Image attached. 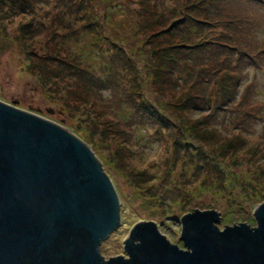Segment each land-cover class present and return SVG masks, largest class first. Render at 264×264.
Masks as SVG:
<instances>
[{"label":"rangeland","instance_id":"rangeland-1","mask_svg":"<svg viewBox=\"0 0 264 264\" xmlns=\"http://www.w3.org/2000/svg\"><path fill=\"white\" fill-rule=\"evenodd\" d=\"M69 1L74 3L73 14ZM139 1L110 0L107 8L102 0H46L42 5L25 0L16 9L0 11V17H8L3 25L0 21V36L8 35L0 46V102L76 134L104 164L121 195L120 226L101 245L106 260L127 259L125 243L142 222L151 221L171 244L184 249L180 238L186 213L217 212L222 230L247 223L256 227L255 212L264 204H248L264 193V66L248 65L245 79L236 84L235 97L224 104L223 87L234 80L223 66L215 75L210 56L219 47L211 40L204 43L210 46L195 50L201 51L197 60L199 72L204 71L201 76L197 71L179 76L164 67L170 81L164 84L159 78L154 85V61L150 54L145 57L152 53L144 43L149 35L137 27ZM254 8L252 36L240 46L257 53L264 47V5ZM97 17L101 32L110 27L111 38L117 33L124 40L130 32L139 40L125 45L127 51L122 53L129 62L120 59L122 53L116 58L118 52L104 33V59L89 55L93 39L82 35L96 27ZM121 26L127 34L118 35ZM95 38L98 42L97 34ZM219 49L223 64L226 51ZM47 53L58 54L59 61L45 57ZM62 60L69 71L64 72ZM103 60L114 63L106 87L96 88L93 83L99 81ZM150 105L158 117L145 110ZM214 157L234 167L239 185L227 184L216 172ZM230 205L238 206L234 222L224 220Z\"/></svg>","mask_w":264,"mask_h":264},{"label":"water","instance_id":"water-1","mask_svg":"<svg viewBox=\"0 0 264 264\" xmlns=\"http://www.w3.org/2000/svg\"><path fill=\"white\" fill-rule=\"evenodd\" d=\"M123 216L118 188L89 146L0 102V264H264V204L256 227L222 230L217 212L186 213L184 249L142 222L125 243L127 259L106 260L101 245Z\"/></svg>","mask_w":264,"mask_h":264},{"label":"trees","instance_id":"trees-1","mask_svg":"<svg viewBox=\"0 0 264 264\" xmlns=\"http://www.w3.org/2000/svg\"><path fill=\"white\" fill-rule=\"evenodd\" d=\"M1 1L0 11L5 13L8 10H12L13 8L16 9L17 3H23L25 0ZM31 1H34L35 5H42L46 2V0ZM102 1L104 2V5H108L110 2V0ZM158 1L159 3L157 4ZM69 4L71 10L70 13H72L75 10L74 3L69 1ZM160 5L162 6L161 12L158 11V7ZM256 5H264V0H140L138 3V15L140 21H137V27L139 28L140 32H147L149 35L148 41H144V43L149 44L151 48L150 51L152 53L145 54V57H149L150 54V57L153 58L154 61V67H152L151 69V74H153L152 77L155 79L154 85H157L156 81L159 80V78H163L162 83L164 84L170 81L169 75L167 74L165 76L163 73L164 67L170 68L175 75L178 74L179 76L185 75V73L194 75L193 73H195V71L199 72L201 69H199L200 65L197 60L201 58V51L198 53L195 50L202 49L205 46H210L209 43H204L213 40L212 46L223 48V50L226 51V53L224 54L225 61L223 62V64L219 63L221 62L219 61V48H216L215 53L210 56V59L215 63V75H219L223 70V67H225L227 69L224 71V73L229 75L234 80L231 84L223 87V89L227 93L222 97L223 103L230 104L231 99L229 97H235L234 92H236V84H238L239 86L241 84V81L245 79L244 72L246 70V67H248V65H253L258 69L264 66V47L257 53H255V49L244 50L241 48L242 44L247 42V40H249V38L252 36V27L254 24L252 17L255 13L254 7ZM115 6H118V3ZM107 8H110L109 5ZM78 10L79 8L76 9V11ZM111 15L114 16L115 11H112ZM57 19H59V22H62V19L60 17H57ZM6 20H8V17H0L2 25L4 24L3 21ZM98 20L99 18L97 17L95 21L97 22L95 23L97 25L96 27H93L94 29L90 30L91 28H89L91 32H87V34L82 35L83 38H87V40H91V38L93 39L91 44L93 49L89 54L90 56L94 55L93 59H95V57L104 59V56H102L104 51L102 46V44L104 43V41H102L103 33L110 39V42L113 43L112 50H117V59H119V56H121V53L123 51H127V47L125 45H127L128 43L134 44L136 42H139L138 39H134L133 37H131L130 32V38H127V35H125L124 40H120L119 38H117V33H114L111 38L109 36L110 27L102 29L103 32H101L100 26L98 25ZM140 28L142 30H140ZM120 30L123 32H118V35H122L124 33L127 34V32L123 30L122 26ZM96 34L99 37L98 42H95ZM1 35L0 46H3L6 43L5 38L8 39V35ZM62 45L65 46V42L62 43ZM162 45H165V47H163ZM260 46H263L262 43L260 44ZM183 54L185 56V59L181 58ZM122 55L123 57L120 59L125 61V63L130 61V59L126 57L124 53H122ZM195 56H197L198 58L194 59ZM213 56L214 59H212ZM45 57L50 58V60L52 58H55L53 62L59 61L57 58H60L58 54L51 55L49 53H47ZM146 60L147 59H145V61ZM191 60L193 62H190ZM103 61L104 63L100 68V72L98 68L93 71L94 73L99 72V81H94L93 83L96 88L106 87V75L107 72H109V68H111L112 70L111 65L112 63H114L112 61ZM60 62V65L64 67V72L70 70L69 65L65 61L62 60ZM182 69L183 72L181 71ZM203 72L204 71L199 72L198 75L200 74L199 76H201ZM84 75L87 76V74L85 73ZM87 79L89 80L91 79V77L88 76ZM184 81L186 83L187 79H184ZM111 85H109L108 87H110ZM250 89L251 88L248 86L246 91L249 95V99H252L253 94L250 93ZM208 103L209 102L206 103L207 108ZM125 110L127 109L125 108ZM145 110L150 112L149 114L158 117L152 105L146 107ZM165 115H167V113L161 116ZM165 118L166 117H164V119ZM167 118H170V116H167ZM214 159L216 160L214 164L215 166H217L216 172L222 174L221 177L225 179V182L227 184L232 183L237 186L241 183L238 180V176L235 174L233 166H226L220 159L219 161H217V157H214ZM261 202H264V193L256 195L255 200L250 199V201H248V204L253 207V204L257 205ZM236 207L238 206L230 205L228 207L226 215L229 218L224 217V220L234 222L236 218L235 214L237 213L235 211ZM231 215L232 218H230Z\"/></svg>","mask_w":264,"mask_h":264}]
</instances>
